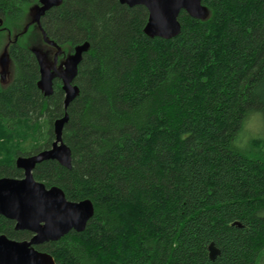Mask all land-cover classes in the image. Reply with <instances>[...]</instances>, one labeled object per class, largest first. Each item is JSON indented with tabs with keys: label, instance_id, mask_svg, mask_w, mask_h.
<instances>
[{
	"label": "trees",
	"instance_id": "trees-1",
	"mask_svg": "<svg viewBox=\"0 0 264 264\" xmlns=\"http://www.w3.org/2000/svg\"><path fill=\"white\" fill-rule=\"evenodd\" d=\"M37 4L0 0L10 79L0 75V179L23 178L16 160L50 149L68 114L72 168L48 160L33 175L69 201H91L94 216L83 232L36 248L56 264H260L264 0H203L207 17L182 11L172 39L145 33V6L62 0L41 19L59 60L89 45L67 108L60 78L51 96L39 87L34 51L56 49L32 23ZM0 235L33 237L3 216Z\"/></svg>",
	"mask_w": 264,
	"mask_h": 264
},
{
	"label": "water",
	"instance_id": "water-1",
	"mask_svg": "<svg viewBox=\"0 0 264 264\" xmlns=\"http://www.w3.org/2000/svg\"><path fill=\"white\" fill-rule=\"evenodd\" d=\"M130 7L145 6L149 18L145 33L152 37L172 39L181 33L179 17L182 11L196 19L207 17V8L203 0H120ZM62 0H39L31 11L32 23L36 24L43 35L44 43L56 49L52 69L46 66L48 58L41 49L35 50L41 68L39 87L45 96L54 93V79L62 80L65 93V108L79 95V88L74 84L78 67L89 45L77 47L74 53L58 69V58L62 49L49 39L41 26L42 17L51 9L60 6ZM3 20L0 19V26ZM0 75L9 69L7 48L0 58ZM68 121V114L55 122L56 140L48 150L28 157H19L16 165L24 171V177L0 179V216L15 222L18 231H29L33 237L27 241H16L6 235H0V264H56L52 255L39 251L36 247L49 242H56L71 231L83 232L94 216V205L89 200L69 201L62 189L48 188L34 178L33 171L38 164L55 160L65 168H72L71 149L63 142V130ZM220 250L211 243L209 256L215 260Z\"/></svg>",
	"mask_w": 264,
	"mask_h": 264
},
{
	"label": "rangeland",
	"instance_id": "rangeland-1",
	"mask_svg": "<svg viewBox=\"0 0 264 264\" xmlns=\"http://www.w3.org/2000/svg\"><path fill=\"white\" fill-rule=\"evenodd\" d=\"M32 12L33 11H31V14H32ZM2 54H3V52L0 54V58H1V56H2ZM47 58H48V56H47ZM52 59V60H51ZM65 60H59L58 59V69L61 67L62 68V63L64 62ZM44 62H46L47 64H46V66L47 67H49L50 69H52V65H53V62H54V57L51 55V58H48V61H44ZM2 71V69L0 68V72ZM9 72H5L4 73V76H5V81H3L4 83H7V82H9V78H8V76H9V74H8ZM252 129H253V127H252ZM260 264H264V258L261 260V262H260Z\"/></svg>",
	"mask_w": 264,
	"mask_h": 264
},
{
	"label": "flooded vegetation",
	"instance_id": "flooded-vegetation-1",
	"mask_svg": "<svg viewBox=\"0 0 264 264\" xmlns=\"http://www.w3.org/2000/svg\"><path fill=\"white\" fill-rule=\"evenodd\" d=\"M59 59V58H58Z\"/></svg>",
	"mask_w": 264,
	"mask_h": 264
}]
</instances>
